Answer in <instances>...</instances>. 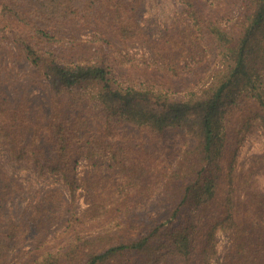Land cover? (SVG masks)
I'll return each instance as SVG.
<instances>
[{
  "label": "trees",
  "instance_id": "16d2710c",
  "mask_svg": "<svg viewBox=\"0 0 264 264\" xmlns=\"http://www.w3.org/2000/svg\"><path fill=\"white\" fill-rule=\"evenodd\" d=\"M206 1L182 0L183 28L161 36L160 58L215 41L220 65L199 90L173 98L120 83L105 63L106 45H121L134 66L131 45L152 42L140 0H0V74L13 72L15 56L51 91L47 112L33 117V100L17 105L0 90V148L63 188L45 189L32 208L36 225L63 227L62 245L35 264H212L219 232L230 235L224 264H264V192L251 185L240 199L235 174L248 135L264 131V0H241L230 26L203 14ZM83 29L100 35L83 39ZM125 125L138 134L121 143ZM10 181H0V247L12 252L23 228L3 219ZM35 249L40 242L26 253Z\"/></svg>",
  "mask_w": 264,
  "mask_h": 264
},
{
  "label": "rangeland",
  "instance_id": "374dc122",
  "mask_svg": "<svg viewBox=\"0 0 264 264\" xmlns=\"http://www.w3.org/2000/svg\"><path fill=\"white\" fill-rule=\"evenodd\" d=\"M240 4L241 0H207L202 11L207 18H218L223 25L230 26L239 13ZM183 9L182 0H140L138 20L152 42L131 45L128 53L134 66L124 59L123 56L127 51L121 45L115 42L113 48L105 46V63L113 71L116 80L131 85L149 84L157 91L166 92L173 98L186 97L189 92L199 90L207 82L208 77L220 65V50L215 41H210L208 44L202 43L194 56L181 57L176 54L174 58H171L163 52L165 60L160 58L162 56L159 46L163 43L159 39L166 33L171 34L178 28H183L181 24L185 18ZM80 33L81 37L86 40L100 35L98 31L92 29H83ZM7 59L9 66H15V69L13 72L4 69V72L0 74L2 81H6L5 88L0 87V90L5 89L7 96L13 98L17 105L20 102L28 103L33 100V117L41 115L43 110L47 112L51 102L50 87L34 76L31 71L21 67L23 64H19V58L7 56ZM174 64H176L175 68L179 75L173 72L172 68L170 69V66ZM136 134H138L137 129L127 125L119 127L116 132L121 143L128 141ZM86 162L83 160L79 163V175H83L89 169ZM254 167L258 169L248 180ZM0 171L9 177L0 178L2 185L11 182L10 179L16 180L8 184L9 187H13V193L8 200V208L5 210L10 215H7L9 218L3 217V219L7 222L11 217H18L22 221L20 228H23L19 234L17 232L15 238L17 242H12L14 247L12 252H9L11 248L0 247V264H35L47 256L49 251L56 250L62 245L58 235L63 231V227L61 222H46V218L42 222L38 220V225H36L34 219H38V210L32 211V208L38 206L45 189L63 188L56 178L41 175L31 165L24 163L17 166L14 164L5 148H0ZM235 174L240 199L244 198L251 185L264 192V131L262 129H257L248 135L238 153ZM62 191L70 200V193L67 190ZM84 195V190L77 191L76 200L80 210L86 206ZM9 206L17 208L9 211ZM5 230V227L1 228L0 233L5 234L7 232ZM37 242H40L42 249L26 253L27 250L33 249ZM229 247L230 235L219 232L218 253L212 260V264H224V256Z\"/></svg>",
  "mask_w": 264,
  "mask_h": 264
}]
</instances>
